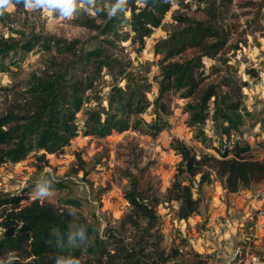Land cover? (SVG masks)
Here are the masks:
<instances>
[{
  "label": "rangeland",
  "instance_id": "374dc122",
  "mask_svg": "<svg viewBox=\"0 0 264 264\" xmlns=\"http://www.w3.org/2000/svg\"><path fill=\"white\" fill-rule=\"evenodd\" d=\"M120 1L111 8L108 0H103L109 13L117 9L118 14L122 13L118 8ZM170 3L161 25L145 38L142 46L129 37L123 42L115 41V47L106 46L104 39L110 37L78 24L76 18L81 13L94 14L79 0H75V6L73 0H23L19 6L9 2L0 7V47L7 53L4 66L0 67V116L10 110L24 113L19 105L26 98L27 80L51 74L61 67V61L71 57L69 52L61 53L55 48L46 50L40 44L42 41L25 49V43L33 35L55 37L62 43L73 42L75 49L81 50L98 45L108 47L107 54L125 63L130 76L149 83L145 95L149 105L142 113L131 116L128 129H114L106 136L86 135L82 129L87 110L97 103V97L106 105L109 84L113 82L104 69L95 84L97 91L93 100L85 102L76 115L77 135L60 153L33 150L18 161L0 160V194L17 195L21 198L20 204L39 200L68 209L92 229L90 242L95 237L107 241L110 232L119 234L123 230L120 221L129 208L125 193L132 183L136 181L141 192L148 184L157 193H163L169 186L180 160L176 150L179 142L196 152L213 154L216 153L212 147L246 142L249 156L264 157V38L252 31L250 22L264 0H233L228 4L227 11L218 14V20L219 26L229 33V40L216 57L202 59L208 74L206 83L219 81L225 75L241 85L243 107L248 114H243L238 135L230 136L218 132L210 116L203 124H191L186 106L192 99L182 98L181 92L166 94L164 102L170 109L169 114L163 113L160 102L155 103L159 88L155 76L160 72L162 58V52L156 53V47L179 26L174 17L207 19L204 5L198 0H170ZM260 12L264 13L263 7ZM123 13L129 17L128 11ZM261 22L264 24V18ZM117 28L119 32L129 29L126 25ZM190 55L188 51L181 57ZM219 58L225 59L226 64ZM248 69L256 74L251 75ZM124 83L122 80L120 85ZM154 122L164 126L152 135L148 127ZM53 181L62 183V187L46 192L44 189ZM201 191L203 198L198 214L187 219L175 216V204H160L157 207L160 223L153 228L149 241L159 240V247L166 253L177 248L178 260L184 264H264V180L237 193L226 192L213 180L202 185ZM122 233L126 242L134 234L129 230ZM89 255L83 253L84 257Z\"/></svg>",
  "mask_w": 264,
  "mask_h": 264
},
{
  "label": "trees",
  "instance_id": "16d2710c",
  "mask_svg": "<svg viewBox=\"0 0 264 264\" xmlns=\"http://www.w3.org/2000/svg\"><path fill=\"white\" fill-rule=\"evenodd\" d=\"M19 1L8 0L7 4L13 2L19 6ZM79 1L94 14L81 13L76 18L78 24L96 30L98 35L110 37L104 39L109 47H115V41L123 42L129 37L142 46L145 38L161 25L171 7L170 0H121L118 8L122 13L118 14L117 9L109 13L103 0ZM116 1L108 0V5L114 8ZM232 1L198 0L204 5L207 19L175 16L179 26L156 47V53L162 52V58L159 60L160 72L155 76L159 85L155 103L160 102L163 113L169 114L170 109L164 102L166 94L181 92L182 98L192 99L186 106L191 124H203L210 116L214 128L226 136L238 135L243 114H248L243 107L241 85L225 75L219 81L206 83L208 74L202 59L216 57L227 44L229 33L219 26L218 14L227 11ZM4 6L0 3V7ZM262 7L264 5H258L256 17L250 22L252 31L264 38ZM123 11H128L129 17H125ZM125 25L129 29L119 32L117 27ZM41 41L46 50L55 48L61 53L69 52L71 57L61 61V67L52 71V75L44 73L27 80L26 98L19 105L24 113L10 110L0 116V160L18 161L33 150L60 153L77 135L76 115L95 95V84L104 69L113 82L109 84L106 105H102L101 98L97 97V103L87 110L82 129L86 135L106 136L114 129L126 130L131 126V116L142 113L149 105L145 96L149 83L130 76L125 63L107 54L108 47L98 45L81 50L75 49L73 42L62 43L55 37L33 35L25 43V49ZM188 51L190 56L181 57ZM6 54V49L0 47L1 68ZM177 56V60L174 59ZM223 62L226 64L227 61L224 59ZM248 73L256 74L253 69H248ZM122 80L125 83L120 85ZM163 126V123L154 122L148 128L155 135ZM212 149L216 154L196 152L179 142L176 150L180 160L163 193H157L152 184L141 192L137 182L132 183L125 193L129 208L120 221L122 231L134 232L129 242L125 241L122 231L119 234L110 232L107 241L95 237L90 242L92 229L70 210L39 200L20 204L19 196L0 194V264H184L178 260L177 248L166 253L159 247V240L149 241L153 237V228L160 223L157 207L162 203L175 204V216L187 219L198 214L203 198L202 185L216 180L226 192L237 193L264 180V157L249 156L246 142ZM61 187L62 183L53 181L44 190ZM109 245L113 247L108 248ZM84 252L90 257H84Z\"/></svg>",
  "mask_w": 264,
  "mask_h": 264
},
{
  "label": "clouds",
  "instance_id": "9594fccd",
  "mask_svg": "<svg viewBox=\"0 0 264 264\" xmlns=\"http://www.w3.org/2000/svg\"><path fill=\"white\" fill-rule=\"evenodd\" d=\"M8 0H3L2 4L7 5ZM73 6H75V0H73Z\"/></svg>",
  "mask_w": 264,
  "mask_h": 264
},
{
  "label": "snow or ice",
  "instance_id": "6c2138e0",
  "mask_svg": "<svg viewBox=\"0 0 264 264\" xmlns=\"http://www.w3.org/2000/svg\"><path fill=\"white\" fill-rule=\"evenodd\" d=\"M3 2V0H0V3H2Z\"/></svg>",
  "mask_w": 264,
  "mask_h": 264
}]
</instances>
